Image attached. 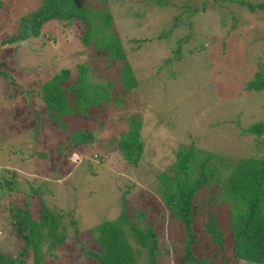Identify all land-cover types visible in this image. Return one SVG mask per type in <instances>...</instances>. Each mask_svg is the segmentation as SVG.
Here are the masks:
<instances>
[{"label":"rangeland","instance_id":"rangeland-1","mask_svg":"<svg viewBox=\"0 0 264 264\" xmlns=\"http://www.w3.org/2000/svg\"><path fill=\"white\" fill-rule=\"evenodd\" d=\"M40 1L0 0V36L11 34L14 23L20 22L19 18L26 13L35 11ZM156 1L159 6L155 0H107L105 4L113 12L114 20L117 17L115 33L121 39L130 72L125 74L128 76L126 82L121 83L119 71L123 62L120 60H114L111 68L105 61H98L89 71L94 82L104 84L109 80L113 86L110 105L104 110L108 115L106 124L99 128V122L92 121L88 128L95 130L97 140L115 143L119 133L126 130V124L133 123L132 118L140 120L144 123L140 133L145 147L139 166L131 167L117 151L107 154L101 162L95 158L96 150L70 153L62 147L66 143L64 136L57 133L53 139L55 130L51 127V147L57 152L51 149L46 159L31 157L18 166L12 163L15 157L9 154L6 166L0 157V164L8 169L5 175L8 179H12L14 171L18 174L17 187L9 193L0 189L2 254L19 255L5 205L11 200L22 203L33 188L41 186L42 190H47L45 199L49 205L60 210L66 206L75 211L80 235L86 243L94 245L93 226L114 220L121 207L130 210L128 216L140 210L146 214V225L156 231L160 248L167 247L170 251L169 255L160 256L157 264H185L184 252L178 248L182 230L170 224L169 211L160 199L155 175L170 168L175 162V153L189 145L230 158V163L248 155L264 156V136L256 139L243 133L249 126L264 122V90H245L251 81L264 84V13L258 10L250 13L239 6L223 3L224 0ZM101 7L98 4V8ZM190 10L198 14L193 16ZM44 32L48 33L42 38L47 48L43 50L38 45L41 57L24 43L17 46L16 57L23 59L32 54L30 51L34 52L26 65L43 63L42 73L49 77L47 80L52 79L50 74L68 69L74 76L75 65L82 61L89 63L90 55L68 29L50 24ZM23 45H26L24 49ZM26 85L24 82L23 86ZM87 109L89 113L103 110L92 105ZM235 120H239V124L232 123ZM7 121L0 133L6 139L11 134V142L18 141L20 157L28 149L47 148L45 137L43 142L37 143L34 138L21 134L19 125L11 128L19 121L22 123L21 118L16 120V115L11 114ZM80 155L85 158L79 163L70 161H78ZM26 172L29 173L25 176L28 182L23 178ZM127 187L130 189L126 194L129 203L123 207L121 197ZM210 208L217 216L218 226L226 232L225 249L219 254L197 222L194 230L199 236L192 249L196 256L213 262H219L224 256L228 264H255L237 260L233 255L227 207L215 201ZM67 243L64 258H53L45 264L93 263L91 257L83 258L73 252L72 240ZM134 248L141 250L137 246ZM148 257L141 251L136 258L137 264H148ZM32 263L30 258L26 264Z\"/></svg>","mask_w":264,"mask_h":264},{"label":"trees","instance_id":"trees-1","mask_svg":"<svg viewBox=\"0 0 264 264\" xmlns=\"http://www.w3.org/2000/svg\"><path fill=\"white\" fill-rule=\"evenodd\" d=\"M106 2L41 0L35 11L19 18L21 23L13 24L11 34L0 36V117L4 116L0 120V128H4L10 115L14 114L16 120L21 118L22 123L16 121L17 124L11 128L19 125L21 134L28 129L41 130L52 141L51 127L55 130L53 139L57 133L64 136L66 143L62 147L70 153L96 150L98 155L95 158L101 162L107 154L117 151L126 163L136 168L144 157L145 141L140 133L144 123L132 118L133 123L126 124V130L119 133L115 143L97 140L95 130L88 128V123L92 121L99 122V128L106 124L108 115L104 110L110 105L113 86L109 80L104 84L94 82L89 74L90 67L96 66L98 61H105L107 67L111 68L114 60L122 61L119 71L121 83L126 82L128 76L125 74L130 72L121 39L115 33L117 17L114 20L113 12ZM223 3L239 6L250 13L257 10L264 13V0H224ZM98 4L102 7L98 8ZM204 6L205 2L202 4L203 9ZM190 11L193 16L198 14L196 10ZM50 24H58L59 29H68L90 55L89 63L82 61L75 65L74 76L68 69L50 74L52 79L47 80L49 77H44L42 73L45 68L43 63L32 67L26 65L29 64L26 60L33 58L34 52L30 51L32 54L23 59L16 57V48L23 43L29 44L41 57L38 45L43 50L47 48L42 38L48 34L44 29ZM53 44L56 45L57 41L54 40ZM257 75L261 76L260 73ZM24 82L26 87L23 86ZM261 89L264 90V84L255 81L248 82L245 88L248 92ZM91 105L103 110L89 113L87 108ZM232 123L239 124V120ZM243 133L259 139V136H264V122L249 126ZM11 137L8 134L6 139L0 133V157L4 159L1 161L7 166L10 154L15 157L12 162L15 165L27 163L26 158L20 157L18 141L11 142ZM58 148L61 150V146ZM230 161V158L200 151L189 145L175 153V162L170 168L155 175L160 199L169 211L170 224L182 230L178 248L184 252L182 259L185 264L229 262L224 256L219 262L199 258L192 250L199 236L194 230L197 222L209 235L211 245L216 246L219 254L222 255L225 249L226 232L218 226L217 216L210 208L215 201L227 207L235 258L264 264V156L248 155L236 159L234 163ZM6 166L0 164V189L9 193L16 186L18 174L14 172L12 179H8L5 176L8 172ZM24 180L28 182V178ZM46 191L37 186L22 203L11 200L5 205L11 220L10 232L18 242L19 255L13 257L0 252V264H26L30 258L33 259L32 264H45L46 261H53V258L62 259L66 256L64 248L69 246L68 240L75 244L73 252L83 258L91 257L94 259L92 264H137L136 258L141 251L148 254V264H157L160 256L170 254L167 247L160 248L156 231L144 222L145 212L135 210L128 216L130 210L122 207L114 220H106L91 227L95 243H86L80 235L75 211L66 206L60 210L49 205L50 202L45 199ZM129 192L128 187L123 191V207L129 203L126 197ZM134 246L141 250L137 251Z\"/></svg>","mask_w":264,"mask_h":264},{"label":"clouds","instance_id":"clouds-1","mask_svg":"<svg viewBox=\"0 0 264 264\" xmlns=\"http://www.w3.org/2000/svg\"><path fill=\"white\" fill-rule=\"evenodd\" d=\"M25 116V115H24ZM23 135H26V136H30V137H32V138H34V140H36V142L38 143V142H43V137H45V139H46V145H47V148H45V150H41V148H39V149H36V150H34V149H28V150H26V151H24V153H23V158H26V159H28V158H41L42 160H44V159H46V156H48L49 155V152L51 151V149H53L52 147H51V144H52V142L53 141H51V139L50 138H48V137H46L45 136V134H42V131L41 130H38V131H35V130H33V129H28V130H25L24 132H23ZM53 151L54 152H57L55 149H53ZM40 153H42L43 155H45V156H41V154ZM70 161L71 162H74V163H79L80 161H81V159H80V157L78 158V161H76V160H71L70 159ZM14 172H16L17 173V171H14ZM27 174H29L28 172H26L25 173V175L23 176V178H25V176L27 175ZM33 174V173H32ZM31 174V175H32Z\"/></svg>","mask_w":264,"mask_h":264}]
</instances>
